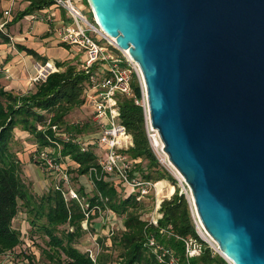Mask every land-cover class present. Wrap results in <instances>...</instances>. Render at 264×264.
Returning a JSON list of instances; mask_svg holds the SVG:
<instances>
[{
    "label": "water",
    "instance_id": "95a60500",
    "mask_svg": "<svg viewBox=\"0 0 264 264\" xmlns=\"http://www.w3.org/2000/svg\"><path fill=\"white\" fill-rule=\"evenodd\" d=\"M230 264H264V0H88Z\"/></svg>",
    "mask_w": 264,
    "mask_h": 264
},
{
    "label": "trees",
    "instance_id": "16d2710c",
    "mask_svg": "<svg viewBox=\"0 0 264 264\" xmlns=\"http://www.w3.org/2000/svg\"><path fill=\"white\" fill-rule=\"evenodd\" d=\"M26 1L27 4L0 28L2 40H10V24L52 2ZM60 44L68 47L64 42ZM15 46L41 63L48 59L25 43L17 41ZM54 61L58 69L49 72L44 79L35 81L27 91H14L0 84V252L13 248L22 239L20 229L12 224V220L23 207L31 225L46 235L48 249H44V252L53 263L107 264L102 257L94 261L89 251L79 249L75 241L85 231L82 222L87 212L89 219L100 209L111 208L123 217L124 228L113 235L112 245L118 253L109 264H170L172 257L175 259L171 264H230L200 235L188 196L181 191L177 178L160 162L151 146L144 107L137 102L142 97L137 76L132 81L134 93L118 95L121 120L132 133L134 141L125 152L133 159L134 170L143 178L157 180L166 176L177 184L176 190L173 184L170 185L174 193L162 200V215L157 223L143 217L144 201L136 198L134 190L125 191L123 186H118L112 178L105 176L97 146L89 143L83 149L81 143L62 134L78 135L90 125L89 122L66 120L72 109L85 102L84 91L90 72L81 65V60ZM16 129L29 133L36 150L49 146L54 153L74 160L79 173H89L91 176L93 194H88L82 185L77 189L82 199L65 198L62 190L54 185L45 193L35 194L22 177L21 161L12 145L16 141ZM144 159H147L145 165ZM166 183V179L158 181L160 193L164 191ZM63 224L65 226L60 227ZM152 236L154 244L150 243ZM190 238L201 244L199 254L188 255L186 239ZM158 244L162 248H157ZM163 247L169 251L164 252Z\"/></svg>",
    "mask_w": 264,
    "mask_h": 264
},
{
    "label": "built area",
    "instance_id": "2783aa9c",
    "mask_svg": "<svg viewBox=\"0 0 264 264\" xmlns=\"http://www.w3.org/2000/svg\"><path fill=\"white\" fill-rule=\"evenodd\" d=\"M51 1L50 5L58 9H63L64 15L69 19L64 18L60 13L55 14L53 11H49L48 7L50 5L38 9L37 11L39 13L36 18L45 20L47 22L46 29L56 35L59 41L64 42L68 48H75L76 51L84 50L85 53L80 56L81 65L90 72L84 96L86 103L92 106L93 118L98 125V134L94 140L85 141L81 138V135L62 134L65 138H72L81 143L83 149L89 143L97 146L100 154V166L106 174L105 176L109 174L114 175L119 183L126 187H131L136 192V198L138 200H144L150 195V191L155 189L157 193V215L149 219L157 223L158 218L162 215L160 206L163 200V197L160 198L158 196L157 184L159 180L143 178L134 170L133 159L125 152L134 143L133 135L121 120V109L118 103V95H132L134 93L132 86L134 76H137L138 79H143L140 65L126 51L117 46L111 39V36L100 26L94 15L92 18L88 17L86 11L83 10L76 0ZM10 10L11 8L9 6L2 11L0 28H3L5 22L9 20ZM95 34H98L106 43H102L97 39ZM10 39H12L11 35ZM56 69L58 67L55 61L47 59L44 63L38 65L36 73L31 77V80L37 81L44 79L49 72ZM3 71H6V69L2 62H0V72ZM137 102H140L144 107L147 134L151 146L154 149L155 146H159L157 137L161 141L162 138L158 129L153 130L155 127L151 125L145 86H142V97L141 99H137ZM35 158L45 173L51 174L52 176L57 175V182L54 186L62 190L65 198L82 199L77 189L67 185L70 176L66 173L67 168L63 163V157L59 153H54L52 147L44 146L37 150ZM182 185L187 193L189 187H187L184 181H182ZM191 208L193 211L192 204ZM85 219H88V212ZM154 242V237H150V243L154 244ZM186 243L188 255L200 253L201 244L197 240L193 238L186 239ZM156 247L162 248L159 244ZM163 251L167 252L169 249L163 247ZM89 254L95 260L96 255L90 250ZM174 259L172 257L169 263L171 264Z\"/></svg>",
    "mask_w": 264,
    "mask_h": 264
},
{
    "label": "rangeland",
    "instance_id": "374dc122",
    "mask_svg": "<svg viewBox=\"0 0 264 264\" xmlns=\"http://www.w3.org/2000/svg\"><path fill=\"white\" fill-rule=\"evenodd\" d=\"M76 2L83 8L84 11H86L88 17L92 18L91 7L88 3V0H76ZM20 3H21L20 5H22L23 7L25 6V4H27V1L22 0L20 1ZM15 8L16 7L14 5L13 11H15ZM13 11L12 12L10 11L11 16L15 14V13L13 14ZM49 11H52V9H49ZM59 11H60V14L64 16V18H68L66 15H64L63 9H59ZM38 13L39 11L35 10L32 13L24 15V18L23 17L19 18L17 20L18 23L16 24V26H14L15 24L12 23L14 26L13 29L18 28V25H19L20 31H24V28L26 30H30L31 26H33L32 20H35V22H41L40 19L38 20L36 18ZM11 34L13 35L12 32ZM38 35L39 37L44 36V31H40ZM95 37L99 39L102 43H106V41L101 39V37L98 34H95ZM55 38L58 39L57 36ZM55 38L53 40H55ZM29 43L30 44L28 45L34 48L39 47V45L36 44V42L34 41L29 42ZM47 53L50 55H55V56H58L64 53L68 55V57L65 58V61L79 62L80 56H82L85 52L83 49L76 51L75 48L64 49L62 46L54 45V46H50L47 49ZM30 81L35 83V81L33 80H30ZM138 81L142 89V86H145L144 80L138 79ZM66 120L67 122H76V121L89 122L90 125L86 127L85 130L78 135H81V138L85 141L96 139V136L98 134V127L96 126V123L93 118L92 106L89 105L88 103H83V105L72 109L67 114ZM29 137L30 136H28V138ZM159 139L160 138L157 137L158 142H159ZM19 140H22V139L19 138ZM34 146H36V144L31 145L28 140L26 142L21 143L20 145L17 143L13 144V148L15 147V149L19 151L20 156L24 160H27L28 158L31 157V159L29 160V163L25 164V166L23 165L24 162L23 163L21 162V167H22L21 174L24 180L27 182L29 188L33 190L35 194L40 195L42 193H45L49 188H51V186H53L57 182V179H56L57 175L52 176L51 174L45 173V171L41 169L39 164L35 161L37 151H35V149L32 150V147ZM160 147H161V144H159V146L154 147L155 152L157 153L160 159V162L169 168L172 174L177 178V184L180 186L181 191L183 189V191L186 193L185 188L182 185V181L185 182V180L180 176V173L170 162L167 152L163 148H160ZM62 160H64L63 163L65 164L67 168L66 173L69 174L70 176V180L68 181L67 185H69L70 187H74L75 189H78L82 185L85 187L86 192L92 195L94 192V182L91 176L89 175V173H79L75 169L76 163L74 162V160H71L67 156L64 157ZM143 163L145 165L147 163V159H144ZM40 170L43 172V175H44L42 177L40 176L41 174ZM44 177H45V182L44 180H42L44 179ZM108 177L112 178L115 183H118V186L120 187L123 186V189L125 191L132 190L131 187H124V185L119 183L118 179L114 175L109 174ZM160 179H166L167 183L165 184L164 191L161 193L159 192L158 196L160 198L163 197V199L169 198L176 190L177 184H175L171 179H169L166 176L163 178H159L157 180H160ZM171 184L175 186V190L173 187H170ZM186 195L188 196L189 200H191L189 190L186 193ZM86 196L87 195H85V198ZM156 196H157V193L155 189H152L150 191V195L143 200L144 205H145L144 211H143L144 218H147V219L153 218V216L157 215V210H156L157 197ZM192 212H193L195 221H197L196 225H197L198 230L201 233V236L204 239H206L213 246L215 250H217L218 242L205 229L201 219L199 218L196 212V208L194 206H193ZM12 224L15 227L20 229L21 236L23 237L13 248L0 252V264H57V263H53L50 260V258L47 256V254L44 252V249H48L46 235L42 231H39L38 229H36L35 227L31 225V223L29 222L28 214L24 211L23 207H20V210L17 212V214L12 220ZM64 226H65L64 224L60 225V227H64ZM83 227L85 228V231L76 239L75 245L83 251H86V250L92 251L96 255L95 260L93 259L94 261H98L100 257H102V260L105 259L107 264L110 263L111 259L112 261H114L117 256L118 250L114 248V246L112 245V238L114 234H116L118 231L124 228L123 217L118 215L116 212L112 211L111 208H105V209L102 208L99 210V213L96 214L94 217H91V218L89 217V219H84ZM63 257H64V254L61 255V258Z\"/></svg>",
    "mask_w": 264,
    "mask_h": 264
},
{
    "label": "crops",
    "instance_id": "0c3cea01",
    "mask_svg": "<svg viewBox=\"0 0 264 264\" xmlns=\"http://www.w3.org/2000/svg\"><path fill=\"white\" fill-rule=\"evenodd\" d=\"M20 1H15L13 2L12 0H0V20L2 19V11L4 8L9 7L11 8V12L13 11V7L15 5V11H13V14L16 13L17 9H21L22 5H20ZM49 9H52V11L55 14H59L60 11L58 8L49 6ZM12 16L10 15V18ZM9 18V19H10ZM24 18V16H23ZM38 19V18H37ZM39 20V19H38ZM33 21V26H31L30 30H26L24 28V31H20L19 25L18 28H14L18 21L14 22L13 24H10V32L13 33L12 39L8 41H4L0 37V62H2L4 68L6 71L0 72V84L3 85L7 89H12L14 91H27L32 88L34 85V82H31V77L35 74L38 65L41 63L40 60L35 59L31 54H27L24 50H19L15 46V42H21L25 43L26 45L30 44L29 42H36V44L39 45V47L35 48L39 53L46 55L48 59L50 60H65V58L68 57L66 54H61L58 56L55 55H50L47 53V49L50 46H62L64 49L68 48L60 44L59 39H56L50 31L46 29L47 22L45 20H41V22H35ZM40 31H44V36L39 37L38 33ZM33 37V38H32ZM38 37V38H36ZM36 38V39H34ZM40 38V39H39ZM55 38V40H53ZM58 42V43H57ZM30 46V45H28ZM69 49V48H68ZM86 103V101L84 102ZM83 105V104H82ZM29 133L25 130L21 129H16L15 130V137L16 139L14 143L21 144L23 142H26L27 140L30 142L31 145H35V143L28 138ZM22 139V140H19ZM18 140V141H17ZM15 146V145H14ZM36 150V146L32 147V150ZM14 150L17 153V156L25 166V164L29 163V160L31 159L28 158L27 160H24L21 156L20 153L17 149ZM27 161V162H26ZM34 161V159H33ZM26 162V163H25ZM24 169V168H23ZM41 171V170H40ZM40 176H44L43 172L41 171ZM45 182V177L44 179Z\"/></svg>",
    "mask_w": 264,
    "mask_h": 264
},
{
    "label": "bare ground",
    "instance_id": "6f19581e",
    "mask_svg": "<svg viewBox=\"0 0 264 264\" xmlns=\"http://www.w3.org/2000/svg\"><path fill=\"white\" fill-rule=\"evenodd\" d=\"M111 39L115 42V37H113V36H111ZM123 50L124 51H126L131 57H132V55L130 54V51H129V49L128 48H123ZM145 84V83H144ZM153 130H156V128H153ZM159 144H161V147L160 148H162V146H163V144H162V141L159 139ZM163 150V149H162ZM165 152V151H164ZM180 176L183 178V176L180 174ZM184 179V178H183ZM158 192H159V188H158ZM200 224V223H199ZM201 226V225H200ZM205 234V233H204Z\"/></svg>",
    "mask_w": 264,
    "mask_h": 264
}]
</instances>
